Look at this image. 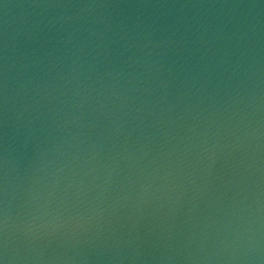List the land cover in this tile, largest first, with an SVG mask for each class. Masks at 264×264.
Returning <instances> with one entry per match:
<instances>
[{
  "label": "water",
  "instance_id": "obj_1",
  "mask_svg": "<svg viewBox=\"0 0 264 264\" xmlns=\"http://www.w3.org/2000/svg\"><path fill=\"white\" fill-rule=\"evenodd\" d=\"M0 264H264V0H0Z\"/></svg>",
  "mask_w": 264,
  "mask_h": 264
}]
</instances>
